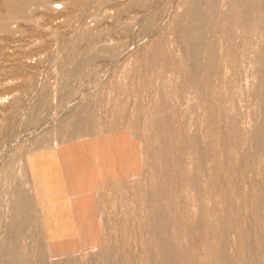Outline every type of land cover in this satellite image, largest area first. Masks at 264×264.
Returning <instances> with one entry per match:
<instances>
[{"label":"rangeland","instance_id":"1","mask_svg":"<svg viewBox=\"0 0 264 264\" xmlns=\"http://www.w3.org/2000/svg\"><path fill=\"white\" fill-rule=\"evenodd\" d=\"M0 17V264H264V0Z\"/></svg>","mask_w":264,"mask_h":264},{"label":"bare ground","instance_id":"2","mask_svg":"<svg viewBox=\"0 0 264 264\" xmlns=\"http://www.w3.org/2000/svg\"><path fill=\"white\" fill-rule=\"evenodd\" d=\"M8 8L13 11V14L20 16L19 14V5L16 2H10L7 4ZM4 18V17H3ZM0 17V29L4 28V19ZM83 124V123H82Z\"/></svg>","mask_w":264,"mask_h":264}]
</instances>
